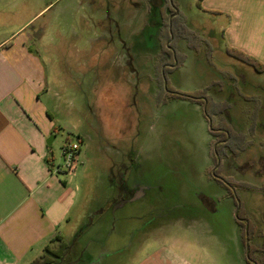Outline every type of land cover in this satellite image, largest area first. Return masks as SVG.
<instances>
[{"label":"rangeland","instance_id":"1","mask_svg":"<svg viewBox=\"0 0 264 264\" xmlns=\"http://www.w3.org/2000/svg\"><path fill=\"white\" fill-rule=\"evenodd\" d=\"M149 1L137 0L122 14L121 0H0V40L30 20L26 35L34 37L45 26L36 47L49 86L56 79L77 86L72 99L78 126L65 122L70 101L63 97L54 112L58 136L51 146L63 168V147L79 141L78 135L84 138L73 183L77 206L66 227L75 228L66 240L77 238L86 216L109 207L103 202L113 196L105 181L123 150V164L155 192L150 203H129L111 216L103 244L122 246V264L145 261L154 250L175 244L190 264H248L236 212L252 222V243L264 248V74L228 55L222 32L211 29L227 25L228 14H203L198 0H159L158 12ZM174 15L200 45L196 51L185 37L175 38L180 64L164 76L165 45L171 43L166 29ZM167 87L203 93L214 103L208 108L212 124L234 129L237 138L224 144L218 163L219 137L211 134L206 103L166 98ZM222 179L236 185L239 206ZM93 234L89 239L98 237ZM75 246L62 264H105L100 255L81 258V246ZM256 258L261 263L264 252Z\"/></svg>","mask_w":264,"mask_h":264},{"label":"crops","instance_id":"2","mask_svg":"<svg viewBox=\"0 0 264 264\" xmlns=\"http://www.w3.org/2000/svg\"><path fill=\"white\" fill-rule=\"evenodd\" d=\"M136 1L121 0L122 9L117 10L123 14ZM155 1L148 4L154 7L153 11L159 12V0ZM197 5L203 14L230 16L227 25L211 26L214 33L217 31L221 35L222 32L221 36L226 39L225 49L239 50L264 64V0H198ZM30 22L22 23L8 37L0 40V264H31L44 255L48 247L59 251L63 245L67 246L65 252L55 264H62L63 259L75 250V245L81 246L83 259L100 255L105 264H122L117 259L121 257L122 246L109 248L103 244L109 233L111 216L114 219L120 209L111 211V205L119 198L122 175L128 178L132 188L144 189L145 193L136 201L137 204L152 201L149 195L153 187L147 182L137 181V171L122 162V154L125 156L127 152L117 151L120 161L111 165V177L109 175L105 181L113 197L102 201L109 207L100 206L93 215L86 216V224L77 238L66 240L75 228V224L66 227L77 206L78 187L73 185L75 175L66 174L57 165L52 143L48 145L47 141L51 136L52 141L57 139L58 125L54 123V112H59L64 101H70V104L66 102L69 106L67 116L70 117L65 122L73 123L74 129L78 126L77 86H61V80L57 79L49 86L36 47L41 46L45 38V26H41L33 37L24 33ZM211 36L214 37L213 34ZM59 128L64 130L62 126ZM78 137L81 140H77L80 142L81 160L84 138ZM97 220L101 221L98 225ZM93 233L98 239H89V236H95ZM176 248L179 246L175 244L154 250L145 261L135 264H190ZM114 251L118 252L115 256L111 254Z\"/></svg>","mask_w":264,"mask_h":264},{"label":"trees","instance_id":"3","mask_svg":"<svg viewBox=\"0 0 264 264\" xmlns=\"http://www.w3.org/2000/svg\"><path fill=\"white\" fill-rule=\"evenodd\" d=\"M176 11V10H175ZM181 18L178 16H173V19L171 22H169L167 29H166V36H168V40H171V43L165 45V58L169 61V63H166V68L164 69V76L165 72H167L169 69L177 68L180 64L178 61V54L176 53L175 47L173 46L175 38H186L187 40L190 41L189 46L196 50L199 51V39L193 35V33L186 28L183 22H180ZM183 23V25H182ZM163 26V25H161ZM184 27V29H182ZM181 29V30H180ZM165 32V31H164ZM163 48H164V43H163ZM227 53L231 57L237 59L238 61L244 63L245 65L249 66L253 70H255L259 74H264V64L259 63L257 60L254 58L246 55L245 53L232 49V48H227ZM163 85V84H162ZM165 92L164 88L162 90V93ZM167 95L166 98L168 97H175V98H182V99H187L194 101L196 103L204 104L205 105V115L209 119L210 124V131L211 134L214 135V137L219 139L215 143V150H216V162L218 163L221 157V150L225 146L224 144L228 145L231 140L237 138V134L232 130V128L226 127L225 125H217L215 127L214 124H212V117L209 114L208 108L210 104L213 106L214 103L211 101L210 98L206 97L203 93H201L199 96L191 95V94H186V93H181V92H176L172 88L167 87ZM205 101V102H204ZM219 183H221L227 190L228 194L233 197L235 201V205L239 206L240 205V200L237 196L236 193H234L233 188L236 187V185L232 184L231 182H227L224 179L220 180ZM236 219H237V224L242 230L243 233V239H244V245L246 248V260L248 264H264V258H261L259 263L258 259L256 258L257 253H262L264 252V248L261 247V245H254L252 243L253 236L255 235V227L252 224L250 220L243 219L241 212L237 211L236 212ZM247 240H249V244H247ZM66 245H63L62 248L59 251H52L48 247L46 249V252L44 255L38 257L35 259L31 264H55L57 259H61L63 253L65 252Z\"/></svg>","mask_w":264,"mask_h":264},{"label":"flooded vegetation","instance_id":"4","mask_svg":"<svg viewBox=\"0 0 264 264\" xmlns=\"http://www.w3.org/2000/svg\"><path fill=\"white\" fill-rule=\"evenodd\" d=\"M118 191L119 198L111 205L112 212H114L115 209L122 208L129 203H136V201H138V199H140L145 193L144 189L132 188L129 184L128 178L124 177V174L122 175V183L120 184Z\"/></svg>","mask_w":264,"mask_h":264},{"label":"built area","instance_id":"5","mask_svg":"<svg viewBox=\"0 0 264 264\" xmlns=\"http://www.w3.org/2000/svg\"><path fill=\"white\" fill-rule=\"evenodd\" d=\"M80 142L68 143L63 147V169L66 174L74 176L80 163Z\"/></svg>","mask_w":264,"mask_h":264},{"label":"water","instance_id":"6","mask_svg":"<svg viewBox=\"0 0 264 264\" xmlns=\"http://www.w3.org/2000/svg\"><path fill=\"white\" fill-rule=\"evenodd\" d=\"M177 14H178V13H177ZM177 14H176V15H177ZM52 140H53V137L51 136V137L48 139V141H47L48 145H51ZM247 244H249V240H247Z\"/></svg>","mask_w":264,"mask_h":264}]
</instances>
